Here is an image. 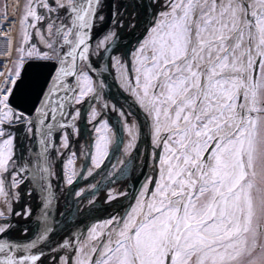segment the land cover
Here are the masks:
<instances>
[{"label":"snow or ice","instance_id":"6c2138e0","mask_svg":"<svg viewBox=\"0 0 264 264\" xmlns=\"http://www.w3.org/2000/svg\"><path fill=\"white\" fill-rule=\"evenodd\" d=\"M0 45V264H264V0H5Z\"/></svg>","mask_w":264,"mask_h":264},{"label":"water","instance_id":"95a60500","mask_svg":"<svg viewBox=\"0 0 264 264\" xmlns=\"http://www.w3.org/2000/svg\"><path fill=\"white\" fill-rule=\"evenodd\" d=\"M113 75H114V73H113ZM107 79H108V83L112 84V77H108ZM124 95H126V94H121L120 92L117 91V88H116V86L114 84H112V87H111L110 90L108 88L105 89V99L107 101H109V104H111V102L113 100L118 101L119 104H124ZM125 107H126V105H125ZM108 112H109L110 123L112 125H116L117 127H119V125L117 123L118 120L120 119L119 116L111 114L110 111H109V108H108ZM85 122H86V113L84 114V118L79 123L81 128H83L84 126L86 127V123ZM84 132H85V130L84 131L82 130V134H84ZM87 133H88V137H89L90 131L87 132ZM121 134L123 135V138H124V134L123 133H121ZM57 137H56V139H57ZM86 143H88V141L85 142V144ZM120 147H122V144L120 145ZM139 147H140V149L144 148L143 139H141ZM119 155H120L119 151H112L110 157L106 158V160H105V167L106 168H111V165L118 160V156ZM89 164H90V158H89ZM57 168H58V170H60L62 168L61 162L57 163ZM80 169H81V163H80L79 170ZM83 170L86 172L87 171V167H85ZM144 172H147V168L144 169ZM138 173H139V169H137L136 172H133L131 170V168H130L128 170V172L125 174V176L119 178L121 183L118 186H116V187H119V190L121 192L126 191V192L131 194L134 191V185L138 186L139 181L135 179V177L138 175ZM61 175H62V173H61ZM143 178H144L143 176L139 177L140 180H143ZM83 179L84 178L82 177L81 180H83ZM97 182H99V186H100V189H101V191H100L101 192V196H102L103 193H106L108 191V189L111 188L112 185H113V184L109 183V181L107 179L104 178V173H101L100 175H96V176H94V178L87 180V184H97ZM125 182H126V187L124 186ZM105 185H107V187H105ZM79 186L86 187V184L85 183H77L76 187L78 188ZM87 198L88 197H86V199ZM124 202L126 203V201H124ZM97 207H101L103 209V205L102 204H97ZM116 207H117V205L114 204V205H112L111 208H108L107 211L108 212H114V209H116ZM100 218L101 219H105L106 217L105 216H101ZM84 231L86 233L87 232V228H85Z\"/></svg>","mask_w":264,"mask_h":264},{"label":"bare ground","instance_id":"6f19581e","mask_svg":"<svg viewBox=\"0 0 264 264\" xmlns=\"http://www.w3.org/2000/svg\"><path fill=\"white\" fill-rule=\"evenodd\" d=\"M10 2H11V0H10ZM7 28H8V24H5L4 25V29L5 30H7ZM0 47H2V45H0ZM2 56V60L5 62V63H7V65H5V66H8V60L7 59H5V57L3 56V55H0V57ZM5 67L4 66H2L1 67V65H0V70H3ZM93 103H95L94 101H93ZM110 109H111V111H112V108H111V105H110ZM87 122V121H86ZM86 125L88 126H84L83 128H81L80 129V131H84L85 130V136L87 137L88 136V133L87 132H89V130H90V125H88L87 123H86ZM82 137H84V135L82 136ZM79 139L81 140V138L79 137ZM75 141H76V138L75 137H73V145H74V147H70L69 149H68V151H69V153L70 152H72L73 150H76L75 148H76V146H75ZM82 141V140H81ZM56 143L57 144H59V137H57V139H56ZM79 154V151H77V159L75 160V168H76V170H79V168H80V163H81V161H82V159L84 158V157H81L80 155H78ZM56 154H55V152H53V156H55ZM58 162H61V164L63 165V163H64V161L63 160H59ZM57 162V163H58ZM57 163H56V168H57ZM57 170H58V168H57ZM116 186H118L117 184H113L112 185V187L111 188H117ZM83 187V186H82ZM78 188H81V186H79ZM77 188V189H78ZM97 195L98 196H101V192H98L97 193ZM14 203V207H15V209L16 210H18V209H20V206L18 205V204H16L15 202H13Z\"/></svg>","mask_w":264,"mask_h":264},{"label":"rangeland","instance_id":"374dc122","mask_svg":"<svg viewBox=\"0 0 264 264\" xmlns=\"http://www.w3.org/2000/svg\"><path fill=\"white\" fill-rule=\"evenodd\" d=\"M81 144H84V143H82L81 140H76V141H75V146H76V148H75L76 150H75V151H76V152L79 151V148H80V145H81ZM78 155H79V154H78Z\"/></svg>","mask_w":264,"mask_h":264},{"label":"built area","instance_id":"2783aa9c","mask_svg":"<svg viewBox=\"0 0 264 264\" xmlns=\"http://www.w3.org/2000/svg\"><path fill=\"white\" fill-rule=\"evenodd\" d=\"M0 65H1V67H2V66L5 67L3 70H0V71H4V70L6 69V67H7V66H5V65H7V63H5V62L2 60V56L0 57Z\"/></svg>","mask_w":264,"mask_h":264}]
</instances>
